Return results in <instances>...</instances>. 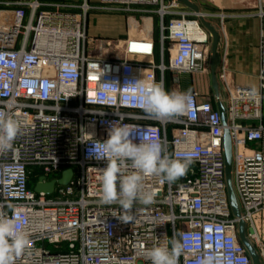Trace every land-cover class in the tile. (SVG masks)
<instances>
[{"label": "built area", "instance_id": "2783aa9c", "mask_svg": "<svg viewBox=\"0 0 264 264\" xmlns=\"http://www.w3.org/2000/svg\"><path fill=\"white\" fill-rule=\"evenodd\" d=\"M97 2L110 11L152 8L161 21L159 45L135 36L123 42L119 58L91 54L89 42L99 39L86 31V16L95 8L88 2L81 14L43 10L41 0H16L13 8H0V112L17 119L22 129L13 150L0 152V210L14 216L30 241L15 264H151L147 252L157 238L165 243V235L169 247L173 237L183 245L178 264H199L207 253L219 254L217 264H253L240 237L242 221L247 240L260 243L254 248L262 264L258 222L264 230V151L250 145L263 140L264 127L247 122L262 117L264 38L257 87L234 85L225 72L220 76L228 93L226 125L213 99L200 100L196 91L190 92L184 114L158 118L143 108L145 87L162 82L167 90V71L177 75L175 84L179 75L205 72L209 30L185 16L165 25L175 1ZM259 2L264 6V0ZM166 46L171 53L167 63ZM252 88L258 90L254 98ZM114 122L128 126L142 141L161 142L174 158L192 160L186 175L174 183L146 176L144 189L154 193L153 201L135 203L129 222L115 217L125 215L118 204L99 203L107 161L88 155L98 143L101 156H112L103 142ZM226 131L240 216L228 193ZM36 167L44 170L40 177L45 182L58 181L67 169L74 177L68 185L57 184L51 195L36 193L29 182Z\"/></svg>", "mask_w": 264, "mask_h": 264}, {"label": "clouds", "instance_id": "9594fccd", "mask_svg": "<svg viewBox=\"0 0 264 264\" xmlns=\"http://www.w3.org/2000/svg\"><path fill=\"white\" fill-rule=\"evenodd\" d=\"M250 97L258 96V90L252 88ZM190 91H166L163 83H152L145 87L143 108L146 113L158 118L184 114L191 103ZM83 130V129H82ZM22 134L20 122L0 112V152L13 150V143ZM82 135L92 137L82 131ZM138 139L139 143L134 142ZM111 157L101 156L97 144L88 150L89 158L106 160V167L101 170L99 203L102 205L118 204L125 215L115 216L123 222H129V213L135 203L150 204L154 193L145 191L146 176L161 177L163 181L174 183L186 175L192 160L190 156L174 158L159 141L145 142L133 137L126 125L115 122L108 130V138L103 142ZM160 244H155L147 252L151 264H178L183 254V245L175 237ZM29 236L18 229L17 220L0 210V264H15V258L28 247ZM218 255L207 253L199 259V264H217Z\"/></svg>", "mask_w": 264, "mask_h": 264}, {"label": "crops", "instance_id": "0c3cea01", "mask_svg": "<svg viewBox=\"0 0 264 264\" xmlns=\"http://www.w3.org/2000/svg\"><path fill=\"white\" fill-rule=\"evenodd\" d=\"M16 0H0V8L11 9ZM44 3L43 10H60L62 12L81 14V6L88 2L91 9L86 16V31L91 37L102 39H121L126 41L132 34L133 27H143L141 33L152 38L159 45L160 40V17L149 7H136L130 12L110 11L104 9L97 0H41ZM176 2L172 13L168 18H196L193 9H183L186 5L177 0H166L168 4ZM245 0H194L199 11L205 15L219 34L217 46L218 64L216 75L219 82L220 100L224 105L227 101V89L220 76L225 72L228 81L234 85L257 87L259 84V54L260 43L264 38V17L258 15L255 5H248ZM199 12V13H200ZM202 23V22H201ZM140 34V35H141ZM165 61V60H164ZM156 62H161V53L158 49ZM206 73V71L204 72ZM212 77V66L210 65ZM179 75L181 82L179 88L183 87L192 92H198L200 100L211 98L217 106L215 94H207V77L199 75L196 81L192 76L185 81L184 76ZM168 86V85H167ZM169 87V86H168ZM171 89L169 88V91ZM181 91V90H180ZM214 92V91H213ZM252 126L264 127V103L262 105V117L259 120L247 122ZM250 148L264 151V137L260 143L251 144Z\"/></svg>", "mask_w": 264, "mask_h": 264}, {"label": "water", "instance_id": "95a60500", "mask_svg": "<svg viewBox=\"0 0 264 264\" xmlns=\"http://www.w3.org/2000/svg\"><path fill=\"white\" fill-rule=\"evenodd\" d=\"M177 1L185 3L188 7L193 9L195 12H198V13L200 12L198 7L194 3L190 2L189 0H177ZM199 17L202 18L203 24L209 30L213 38L212 59H211L212 87H213L215 97L217 98V108L220 112L223 124L226 125L227 124L226 111H225L222 101L220 100L219 83H218V78L216 75V68L218 64L217 46H218L220 37H219L217 30L213 26H211L209 23H207L204 20V17L202 16H199ZM224 149H225V163H226V180H227V185H228V193H229V198L231 202V207L235 215L240 216L241 212L239 209V205L237 202V198H236L234 188H233V183H232V141H231V137L228 131L225 132ZM73 177H74V171L72 169H67L63 171L62 176L58 181L54 180L51 182H45L46 178L40 177L38 182L34 186V191L36 193L43 192L46 195H51L53 194L57 184L68 185L73 179ZM240 237H241L242 242L248 249V252L253 260V264H261L260 258L255 248L252 246V244L247 240L245 236V223L243 221L240 223Z\"/></svg>", "mask_w": 264, "mask_h": 264}, {"label": "rangeland", "instance_id": "374dc122", "mask_svg": "<svg viewBox=\"0 0 264 264\" xmlns=\"http://www.w3.org/2000/svg\"><path fill=\"white\" fill-rule=\"evenodd\" d=\"M189 1L194 3V0H189ZM245 1H246L245 3H247L248 5L254 4L255 5V9L258 12V15L261 18L264 17V16L260 15L261 9L264 11V6L260 5L259 0H245ZM183 9L191 10V8L188 7L187 5ZM171 11H172V9H171ZM195 16H196V18H194V19L200 20V22H202L201 24L205 27V25L203 24L202 18H200L197 15H195ZM171 19L172 18L166 17L165 18V25H168L169 21ZM204 20L208 23V20L205 17H204ZM143 31H144L143 27H133L131 36H133V37H135V36H144L143 34H141ZM88 35L90 36V34H88ZM98 39H99V41L91 40L89 42V44H90L89 45V50H91L90 51L91 54H93L95 56H99V57H115V58H119L121 56V52H122V48L121 47H122L123 42H124L123 40H121V39H102V38H98ZM100 40H102V41H100ZM109 40L111 41V45H108L107 41H109ZM212 45H213V38H212V35H211L210 51H209V54H208V59L206 61V65H205L206 66V73H204V72L194 73V74L186 75V76H184L185 78H183L185 81L189 82L188 78H190L191 76H192V79L194 81L197 80L199 75L207 77V81H206V85H207V89H208L207 94H209L210 96H212L214 94L213 87H212V77H211V74H210V65H211V59H212ZM170 56H171V53H169V51L166 48L165 53H164V60H166V62H168L169 59H170ZM175 77H177V75L175 73L170 72V71L166 72L165 78H166L167 85L169 86V87L168 86L166 87V89H167L166 91H169V88L171 89L170 91L177 90V89L181 90L182 92L188 91V90H186V88H184L185 85L183 87V84H186L184 81H182V88L181 89L179 88V86L181 84L180 80H179L178 84L177 83L175 84ZM34 170H35V174L33 175V185L32 186L30 185V187L32 189L34 188L35 184L37 183L38 178L40 176L44 175V170L42 168L36 167V169L34 168ZM52 176H53V174L48 175V177H52ZM258 224H259V227L261 229L260 232L262 233V236H261L262 240L261 241H262V243L264 245V230H262V224L263 223H261V221L259 220ZM250 243L252 244L253 247L255 246L257 249H258V245H260V243L258 244V241L255 240V238H250ZM262 264H264L263 259H262Z\"/></svg>", "mask_w": 264, "mask_h": 264}, {"label": "bare ground", "instance_id": "6f19581e", "mask_svg": "<svg viewBox=\"0 0 264 264\" xmlns=\"http://www.w3.org/2000/svg\"><path fill=\"white\" fill-rule=\"evenodd\" d=\"M195 15H197V16H202V17H205V15L203 14V13H198V12H196V13H194Z\"/></svg>", "mask_w": 264, "mask_h": 264}, {"label": "flooded vegetation", "instance_id": "af4514ba", "mask_svg": "<svg viewBox=\"0 0 264 264\" xmlns=\"http://www.w3.org/2000/svg\"><path fill=\"white\" fill-rule=\"evenodd\" d=\"M30 185L32 186L33 185V177L30 178Z\"/></svg>", "mask_w": 264, "mask_h": 264}, {"label": "trees", "instance_id": "16d2710c", "mask_svg": "<svg viewBox=\"0 0 264 264\" xmlns=\"http://www.w3.org/2000/svg\"><path fill=\"white\" fill-rule=\"evenodd\" d=\"M166 48H167V46H166ZM165 62H166V60H165ZM167 63V62H166Z\"/></svg>", "mask_w": 264, "mask_h": 264}]
</instances>
